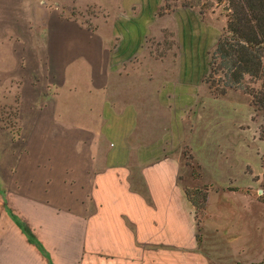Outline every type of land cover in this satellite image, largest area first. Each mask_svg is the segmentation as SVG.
Here are the masks:
<instances>
[{"label":"crops","instance_id":"1","mask_svg":"<svg viewBox=\"0 0 264 264\" xmlns=\"http://www.w3.org/2000/svg\"><path fill=\"white\" fill-rule=\"evenodd\" d=\"M54 1L0 0V264H211L180 178L193 82L147 49L175 18Z\"/></svg>","mask_w":264,"mask_h":264},{"label":"rangeland","instance_id":"2","mask_svg":"<svg viewBox=\"0 0 264 264\" xmlns=\"http://www.w3.org/2000/svg\"><path fill=\"white\" fill-rule=\"evenodd\" d=\"M59 1L72 15L93 3ZM54 2L47 0L48 12L55 8ZM85 11L90 17L96 12L93 6ZM34 12V5L25 12L30 14L28 24L32 27L38 25ZM228 14V6L216 0H163L156 18L174 17L177 24L175 29H164L161 34L162 26L173 27L174 22L166 19L156 24L153 32L160 35L147 39V49L165 62L160 65L162 74L175 69L177 75L189 76L193 82V106L185 110L191 123L186 145L181 148L180 178L185 188L207 191L203 213H195L196 220L201 221L199 226L196 224L199 247L208 253L211 264H230L232 260L237 264H264L262 120L242 91L228 90L217 96L202 82L208 55L226 28ZM202 34H207V41ZM191 57L194 64L189 66L185 60ZM249 85L254 87L250 82Z\"/></svg>","mask_w":264,"mask_h":264},{"label":"trees","instance_id":"3","mask_svg":"<svg viewBox=\"0 0 264 264\" xmlns=\"http://www.w3.org/2000/svg\"><path fill=\"white\" fill-rule=\"evenodd\" d=\"M216 2L228 6V20L214 50L209 53L208 70L202 81L217 96L225 95L228 90H239L248 95L254 113L262 120L260 137L264 140V0ZM261 187L260 201L264 203V172ZM185 194L195 213H203L207 191L185 188ZM196 222L199 226L201 221ZM196 238L198 241L197 234Z\"/></svg>","mask_w":264,"mask_h":264}]
</instances>
